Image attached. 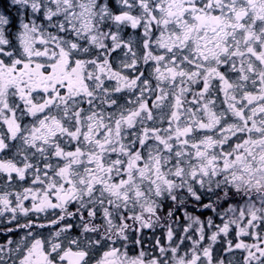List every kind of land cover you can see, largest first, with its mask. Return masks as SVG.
Returning <instances> with one entry per match:
<instances>
[{
    "label": "snow or ice",
    "instance_id": "6c2138e0",
    "mask_svg": "<svg viewBox=\"0 0 264 264\" xmlns=\"http://www.w3.org/2000/svg\"><path fill=\"white\" fill-rule=\"evenodd\" d=\"M0 264H264V0H0Z\"/></svg>",
    "mask_w": 264,
    "mask_h": 264
}]
</instances>
